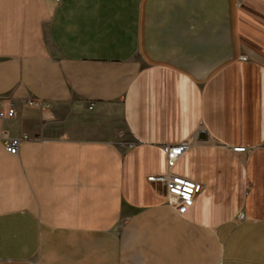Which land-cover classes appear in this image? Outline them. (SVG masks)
<instances>
[{
    "label": "crops",
    "instance_id": "obj_1",
    "mask_svg": "<svg viewBox=\"0 0 264 264\" xmlns=\"http://www.w3.org/2000/svg\"><path fill=\"white\" fill-rule=\"evenodd\" d=\"M0 112V264H264V0H0Z\"/></svg>",
    "mask_w": 264,
    "mask_h": 264
},
{
    "label": "built area",
    "instance_id": "obj_2",
    "mask_svg": "<svg viewBox=\"0 0 264 264\" xmlns=\"http://www.w3.org/2000/svg\"><path fill=\"white\" fill-rule=\"evenodd\" d=\"M30 104H36L31 100ZM93 103L89 104V108L93 107ZM14 114L13 109H10L7 116ZM3 113L0 112V117H3ZM25 137L10 138L6 135L2 136V144L4 149L10 154H16L19 150V146ZM187 149V146H162V150L167 155V170L162 174L149 175L146 177L147 181L154 185L156 193L164 196L166 202L172 205L179 213H184L186 209L193 203L196 196L202 190L200 183L182 177L172 172V168L175 165L178 157ZM236 151H244V147L234 148Z\"/></svg>",
    "mask_w": 264,
    "mask_h": 264
},
{
    "label": "rangeland",
    "instance_id": "obj_3",
    "mask_svg": "<svg viewBox=\"0 0 264 264\" xmlns=\"http://www.w3.org/2000/svg\"><path fill=\"white\" fill-rule=\"evenodd\" d=\"M124 132H125L124 129H122L121 127L119 128L117 132V141L121 146L125 145L127 142L124 137V134H125Z\"/></svg>",
    "mask_w": 264,
    "mask_h": 264
}]
</instances>
